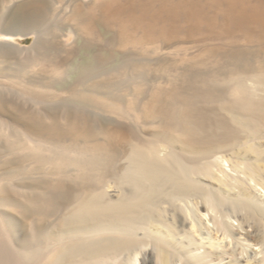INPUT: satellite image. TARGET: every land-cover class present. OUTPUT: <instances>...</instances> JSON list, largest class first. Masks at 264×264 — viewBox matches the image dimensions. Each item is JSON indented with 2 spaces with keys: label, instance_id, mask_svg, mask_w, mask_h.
<instances>
[{
  "label": "bare ground",
  "instance_id": "1",
  "mask_svg": "<svg viewBox=\"0 0 264 264\" xmlns=\"http://www.w3.org/2000/svg\"><path fill=\"white\" fill-rule=\"evenodd\" d=\"M112 2L95 7L105 12ZM52 10L47 0H22L0 22V40L35 36L25 52L0 42V141L15 156L17 171L27 172L21 163L31 159L34 169L57 175L33 178L26 190L0 180V204L17 207L25 217L23 236L15 240L18 229L0 210V264H243L245 244L227 221L238 213L252 227L244 239L260 248L246 264H264V195L253 190H264V76L249 78L250 84L240 79L229 97L204 95L223 116L203 112L201 93L180 104L168 100L160 109L163 121L155 116L152 130L61 101L44 115L33 99L36 80L22 77L34 66L58 64L59 47L48 54L53 40L44 36L58 33L51 29ZM71 16L88 25L92 12L77 7ZM251 17L264 24V11ZM104 76L92 75L84 96L113 99L120 82ZM122 135L128 142L115 143Z\"/></svg>",
  "mask_w": 264,
  "mask_h": 264
},
{
  "label": "rangeland",
  "instance_id": "2",
  "mask_svg": "<svg viewBox=\"0 0 264 264\" xmlns=\"http://www.w3.org/2000/svg\"><path fill=\"white\" fill-rule=\"evenodd\" d=\"M3 1L0 7L1 24L7 21L15 4L22 0ZM99 1L102 0H47L52 5L54 14L50 21L51 29L58 33L56 38L51 33L44 36L53 40V46L48 49V54L56 52V47H59L58 64L55 66L43 64L40 68L39 65L34 66L31 68L32 71L28 69L27 77H22L33 81V84L36 80L39 96L36 93L33 99L37 100L36 109L44 111V115L47 114L48 106L57 105L61 101L62 104L67 103L66 105L76 107L82 105L100 114L112 116L113 119L116 117V120L130 121L133 123L131 125H140L152 130L158 126L153 119L156 121V118H159L158 121H163L160 109L165 108L163 106L168 104V100H177L180 104L187 96L222 94L229 97L233 94L234 84L240 79L250 84L249 78L264 76V24L251 17L254 12L264 11V0H113V7L105 12H99L95 7V2ZM63 5L65 8L62 11L60 7ZM77 7L92 12L88 25L79 26L77 20L71 16L72 10ZM34 39L32 33L19 34L14 35L13 39L0 42L11 43L25 52ZM56 67L60 70H54ZM107 73L113 80L120 82L113 99L110 100L100 94L84 96L86 95L84 83L92 75L104 79ZM124 79L129 83L128 86H125L126 82L122 84ZM37 80L43 82L38 83ZM32 87L34 89V85ZM76 93L79 97H76ZM143 94L146 96L145 100ZM140 97L144 100V104L142 103L144 107L139 103L143 102ZM199 99L197 104H201L203 112L205 111L210 118L220 114L223 116V112L218 111L216 104L214 105L211 100L205 99V96ZM135 101L138 102L137 106ZM99 103L105 106H99ZM108 103H111L112 108ZM140 107L144 111H140ZM138 111L141 117L135 116ZM130 116L135 121L130 120ZM128 139L127 135H122L114 142L123 145ZM0 148L4 149L0 154L2 185L7 187L14 185L26 190L27 183L33 178L51 180L57 176L46 168L34 169V162L31 159L21 163L28 171L19 172L15 156L6 152L4 139L0 141ZM17 180H21L22 183L18 184ZM253 190L264 195L263 188L257 187ZM110 193L117 192L111 189ZM19 199L22 198L18 197L17 200ZM0 210L18 229L13 237H22L20 225L25 217L18 212V208L0 204ZM231 215L227 221L234 229H238L240 242L245 244L241 260L246 264L247 259L253 260L254 252H258L260 248L244 239L247 233H252L249 223L242 221L240 213L237 216ZM204 219L205 223L212 227L209 217ZM238 246L240 251L241 246ZM256 254V257L260 255Z\"/></svg>",
  "mask_w": 264,
  "mask_h": 264
}]
</instances>
